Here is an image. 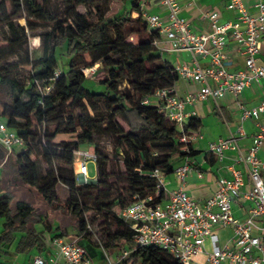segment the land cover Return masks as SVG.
Here are the masks:
<instances>
[{
    "label": "trees",
    "instance_id": "1",
    "mask_svg": "<svg viewBox=\"0 0 264 264\" xmlns=\"http://www.w3.org/2000/svg\"><path fill=\"white\" fill-rule=\"evenodd\" d=\"M141 1L121 0L120 9L106 16L103 6L108 0H0V8L9 4L14 19L21 18L23 9L51 24L39 37L41 55L26 60L31 72L24 83L12 76L5 62L22 51L27 24L16 26L8 17L4 19L11 37L0 48V123L23 141V148L11 153L18 181L53 212L73 220L85 251L127 252L121 264H179L159 248L134 247L130 223L116 216L137 199L151 197V205L161 203L163 192L156 196L157 182L151 175L155 171L172 174L175 159L195 155L190 144L188 152H182L179 139L195 134L200 125L191 118L181 133L159 112V106L145 103L157 91L172 88L179 77L161 59L154 45L159 36L140 17ZM80 6L85 13L77 11ZM91 15L93 21L88 18ZM131 36L138 38L136 45L127 40ZM94 66V73L84 76L82 70ZM102 135L114 141L112 157H121L124 174L116 176L114 184L107 173L111 156L94 140ZM59 136L71 139L58 141ZM84 146L92 147L96 157L94 184L77 182L74 153ZM58 185L67 190L64 200L56 194ZM13 199L9 191L0 194L4 221L0 247L9 246L14 234L22 233L16 251L41 253L43 234L53 235L52 239L65 236L27 201H17L12 210ZM36 226L42 231L37 232Z\"/></svg>",
    "mask_w": 264,
    "mask_h": 264
},
{
    "label": "built area",
    "instance_id": "2",
    "mask_svg": "<svg viewBox=\"0 0 264 264\" xmlns=\"http://www.w3.org/2000/svg\"><path fill=\"white\" fill-rule=\"evenodd\" d=\"M144 0L139 4L140 17L149 31L157 32L159 40L164 38L173 52H186L191 56L200 55L209 59V67L201 68L196 63L175 69L178 77L189 79L201 85L195 94L179 98L173 87L157 91L145 103L159 106V112L175 124L180 132L189 118L195 113H185V106L211 99L216 101L224 94L239 96L251 83L264 79V64H258V57L264 45V0H257L253 6L255 12L245 10L241 0H230L227 10L235 13L232 21L219 23L218 13L208 15L211 31L207 34H195L189 23L179 17V6L176 0H162L167 11L165 19L143 12ZM137 16V15H134ZM232 40L244 57V68L230 72L226 69L224 48ZM158 42V41H157ZM157 42L154 45L157 48ZM96 66L82 70L84 76L92 75ZM57 78V73L55 75ZM49 88H46V92ZM41 103V102H40ZM240 121H251L255 133L245 155L237 145V139L230 135L220 138L208 146V153L220 161L227 151H234L238 158L235 164H241L242 170L231 166L229 178H219L213 194L202 203L194 200L184 189L185 179L193 172L189 158L174 169L173 173L179 182L178 188L169 193L165 201L151 205L152 198L134 200L125 209L117 211L116 216L130 223V242L134 247L153 246L168 253L179 264H264V162L258 153L264 148V101L258 106L246 109L239 106ZM241 133V128H239ZM195 140L194 136L182 135L179 142L182 152L187 153L186 145ZM0 146L7 152L23 148V141L18 135L0 123ZM96 162L93 150H78L74 153L73 165L78 166L76 177L78 184H94L88 179L89 163ZM156 196L163 192L164 175L155 171ZM199 178L202 177L197 172ZM245 178L249 189L244 190ZM244 201L248 204L243 219L234 218L232 203ZM230 228L232 231L231 246L218 245L215 235L217 229ZM93 241L99 244L93 230L88 227ZM208 241L211 250L204 251ZM52 254L43 258L34 257L29 264H57L61 259L65 264H91L85 249L76 240L68 241L64 237L51 240ZM105 254V251L100 248ZM205 254L203 263L195 261ZM127 255L123 252L122 258Z\"/></svg>",
    "mask_w": 264,
    "mask_h": 264
},
{
    "label": "crops",
    "instance_id": "3",
    "mask_svg": "<svg viewBox=\"0 0 264 264\" xmlns=\"http://www.w3.org/2000/svg\"><path fill=\"white\" fill-rule=\"evenodd\" d=\"M144 1V7L142 9L144 13L157 15L161 19L166 18L167 11L161 4L162 0ZM229 1L230 0H176L179 6V17L185 19L189 23L191 31L195 34H207L211 31V24L208 18V15L211 13H218L219 23L232 21L235 18V13L227 10L226 7ZM241 2L247 12H255L253 6L257 3V0H241ZM157 43V49L161 59L174 69L183 65L192 67L195 63L201 68L210 66L208 58L200 55L191 56L186 52H173L170 49L169 43L164 38L158 40ZM224 54L226 56V69L228 71L234 72L244 68V57L239 47L232 40L227 41ZM257 63L264 64V45H262ZM200 87L201 85L198 83L179 77L173 89L176 95L183 99L187 95L197 93ZM262 101H264V79L256 83H251L237 97L226 93L221 99L216 101L207 99L203 102L185 106V113L190 114L194 112L195 116L193 118L200 122L195 134L188 133L189 136L195 137V140L190 143L191 149L195 152V155L189 158L193 167V172L186 177L184 183V189L187 194L197 202L202 203L213 194L216 189V182L219 178H229L231 176V166L242 170L241 164H235L238 158L236 152L227 151L225 153V158L220 161L214 155L208 153L209 144L217 139L232 135L237 139V145L241 154L245 155L246 150L251 145V138L255 133V128L249 120L240 121L241 112L239 106L249 109L258 106ZM152 103L155 104V100H153ZM239 128H241L242 134L239 133ZM59 138L60 136L56 140H61ZM18 151L19 150H15L12 153ZM258 157L264 162V148L258 153ZM184 160L185 158L175 159L174 169L180 167L184 163ZM197 172L202 174L201 178L197 176ZM14 176H16V169L11 160V153H7L0 146V194L9 191L14 196L11 190L12 185H14L12 181ZM163 182V201H165L169 193L178 188L179 182L174 174L164 175ZM248 189L249 183L245 178L244 190L246 191ZM16 202H14L13 199L11 205L12 210H14V204ZM247 209L248 204L244 201L232 203V215L234 218L243 219L246 216ZM42 216L44 217L46 215ZM3 223L4 221L0 218V234L4 230ZM260 224H264V221L260 222ZM51 225L54 228H58L61 232H64V238L66 240H76L79 244L80 241L75 235V228L72 231H65L58 225ZM35 229L37 232L42 231L40 226H36ZM215 235L218 238L219 246H231L232 231L230 228L217 229ZM23 236L24 234L22 233H16L9 246L0 247V264H29L34 257L40 256L47 258L52 254L51 240L53 235L50 236L47 234L42 235L44 250L41 253H36L34 250L24 253L17 252V244ZM210 250L211 246L209 242L206 241L204 244V251L207 253ZM86 252L91 264H121L123 260L122 253L116 250L108 253L105 252L104 254L100 249L96 248ZM204 260L205 254L195 258V261L199 263H203ZM57 264L65 263L60 259Z\"/></svg>",
    "mask_w": 264,
    "mask_h": 264
},
{
    "label": "rangeland",
    "instance_id": "4",
    "mask_svg": "<svg viewBox=\"0 0 264 264\" xmlns=\"http://www.w3.org/2000/svg\"><path fill=\"white\" fill-rule=\"evenodd\" d=\"M121 0H108V4L103 6V10L105 11L106 16H110L116 13L121 7ZM84 7H77V11L79 13H85ZM58 13H62L61 8H59ZM11 9L9 4H4V8H0V48L7 46L5 39L11 37V34L7 27L5 26L4 19L8 17L16 26H26L25 34L26 38L23 42L22 51L16 52V54L6 60L7 67L10 68V72L12 76H16L22 82L27 83L31 72V66L26 64V60L30 61V57L40 56L41 55V47H42V37L45 33L49 31L50 22L37 20L33 16H30L25 10H21L19 14V19L11 17ZM90 21L94 20V16L91 15L88 17ZM33 29V30H30ZM130 43L136 45L138 38L136 36H131L127 39ZM35 52V53H34ZM85 61H88L85 58ZM97 67V66H96ZM96 69V68H95ZM96 77V76H95ZM102 76L100 75L99 78ZM96 79V78H95ZM124 86H121L123 89ZM91 114V112H89ZM72 137V136H71ZM59 139H71L70 137H60ZM95 143L97 141L99 149L111 156L110 161L107 165V173L109 174L111 179V183H115V177L118 175H123L124 170L121 164V157H112V150L114 147V141L111 137L107 135H102L94 138ZM80 150H93L92 147L84 146ZM88 168V179H94L96 176V167L94 163H89L87 165ZM78 169V166H75V170ZM77 173V172H76ZM114 177V178H113ZM13 184L11 187L12 192L14 193V202L24 200L29 202L36 211L42 216L46 215L48 221L53 225H58L61 229L65 231H72L74 230L73 222L69 216L64 213H56L53 212L47 205L38 197V195L32 190L23 185L21 182H18L16 176L12 179ZM56 194L57 196L64 200L67 198L68 193L67 190L58 185L56 187ZM90 204V202H89ZM102 219L98 220V223H102Z\"/></svg>",
    "mask_w": 264,
    "mask_h": 264
}]
</instances>
